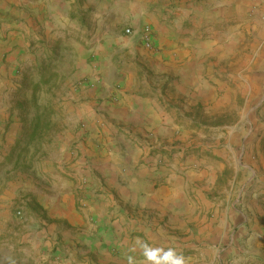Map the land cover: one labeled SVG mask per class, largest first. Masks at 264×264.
<instances>
[{"label": "rangeland", "instance_id": "374dc122", "mask_svg": "<svg viewBox=\"0 0 264 264\" xmlns=\"http://www.w3.org/2000/svg\"><path fill=\"white\" fill-rule=\"evenodd\" d=\"M0 1V264H57V254L67 249V228L40 210H85L91 205L88 191L94 200L102 194L88 181L81 190L75 187L63 161L82 158L80 142L91 140L78 117L84 111L82 90L101 83L103 98L118 100L122 93L135 94L159 81L166 95L160 101L182 113L161 114L160 124L174 126V132L154 137L162 140L160 147L146 149L132 169L152 168L146 178L160 186L172 174L186 178L192 171L195 179L183 184L184 204L176 208L184 211L178 216L184 223L168 210L162 217L148 213L145 226L152 233L161 228L170 243L166 248L182 252L191 264H231L228 240L214 243L208 226L200 229L209 218H223L226 207L241 225V212L257 184L255 177L247 179L243 163L246 148L250 153L264 142V136L259 141L264 132V3L234 0L228 16L212 20L196 15L202 0H58L53 14L45 0ZM122 6L132 12L114 14ZM144 24L155 31L158 44L190 49L184 56L190 58L184 93L169 87L178 77L172 69L155 65L167 60L165 44L146 48L138 37L124 33L130 25ZM95 47L107 53L106 62L101 61L105 74ZM106 76L110 81L104 83ZM200 88L205 90L198 94ZM245 132L242 141L238 134ZM232 133L237 138L228 143ZM122 227L136 234L127 218Z\"/></svg>", "mask_w": 264, "mask_h": 264}, {"label": "crops", "instance_id": "0c3cea01", "mask_svg": "<svg viewBox=\"0 0 264 264\" xmlns=\"http://www.w3.org/2000/svg\"><path fill=\"white\" fill-rule=\"evenodd\" d=\"M21 1L23 4L31 3L30 0ZM56 1L58 0H45L47 9L51 14L55 12L54 3ZM261 1L264 3V0ZM233 2L234 0H202L201 8L197 12L195 9V12L196 15L204 18L211 17L212 20H215L219 14L224 17L228 16V13L232 11ZM2 4L0 1V5ZM183 9L185 12L193 10L192 8ZM129 12H132L130 6L127 8L122 6L121 9L115 10L114 14L125 15ZM120 17L115 16L114 20L120 19ZM135 23V21L130 22V24ZM151 30L154 46L158 45L160 48L159 45L165 43L160 41L158 44L155 31L152 28ZM128 36L137 37L135 34ZM4 44H6L7 49H11V44L7 45L6 41ZM94 53L97 62L100 60V68L105 74L107 67L104 65L106 63L103 65L101 61L106 62L104 54L107 53L97 47L94 48ZM163 53L168 55L167 60H156L155 65H161L163 70L172 69L178 77L171 79L168 85L174 89L173 93H184L187 85L184 76L187 77L190 70L187 68L190 58L184 60V56L191 53L190 49L180 45L170 49L165 44ZM155 71L157 72L158 69ZM109 77H102V82L110 81ZM130 85L131 82L126 80V87ZM161 90L160 81L158 83L153 82L148 88H144L143 85V88L138 89L135 94L126 95L122 93L118 100L103 98L107 94L101 89V83L96 84L91 89L82 90L84 111L78 117L84 119V127L89 131L91 140L80 142L82 158L75 159L73 156L64 158L63 161L64 166L71 170L68 175L74 179L75 187L81 190L84 188V182L88 181L92 187L101 190L102 194H99L98 199L94 200L88 191L89 193L85 196L89 195L91 205L85 210H71L70 206L68 210L58 206L50 210H40L46 214L51 222L65 223L67 228L63 232L65 234L64 246L67 249L57 254L54 263L128 264V257L132 256L135 259V264H146L138 248L136 251L130 250L137 237L154 246L166 248L170 244L165 235L161 233V228H159L160 233L158 231L152 233L146 228L145 222L148 213L154 212L158 217H162L167 214L168 210H173L175 217L172 219L179 221L180 224L184 223V216L178 217L184 214V211L176 210V208L184 204L183 184L195 179L192 176L193 172H189L190 176L185 173L186 178L177 174L168 175V179H164L167 184L160 186L154 184L157 180L153 183L146 178L151 174L152 168L142 164L138 169H132L133 164L138 162L141 155L146 154V149L149 150L155 146L160 147L162 140L157 141L156 138L153 139L154 137H157L158 134L165 136L172 131L174 132V126L168 128L167 124L164 126L160 124L161 114L170 116L168 115L170 112L182 113V109L177 106L166 108L168 104L163 105L160 97L165 99L166 95L162 94ZM196 90L198 94H201L205 89ZM145 91L147 93L143 94ZM175 102L178 103L176 98ZM240 135L243 141L246 132L238 134V138ZM94 136H97L96 139ZM263 136L264 132H261L259 141ZM137 138L145 143L148 148L141 147V144L136 141ZM232 138H237V134L228 135V143L232 141ZM96 143H100V145L98 146ZM255 146L250 153L246 148L244 155L243 165L250 173L247 179H254L255 177L257 184L252 189L249 202L246 203L245 209L241 212V225L237 226L234 223L236 219L234 210L226 207L223 218L217 219L216 216L209 218L208 223L200 229V232H203L208 226L206 234L211 236L214 243L228 240L232 247L230 249L231 264H264V159L261 160L264 156V142L262 145L257 142ZM200 161L204 162L202 159ZM201 171L203 172V170ZM82 191L86 192L85 190ZM81 203L86 202L81 200ZM233 203L234 200L231 202V207ZM133 215L136 217L135 220L128 218V216L132 218ZM137 215L145 218V220L139 221ZM126 218L132 222V228L136 232L133 236H130L126 232V228L122 227ZM83 219L86 221L83 222ZM111 219L113 220L110 221ZM152 219H155L154 215L149 218V222ZM89 220H92L93 223H89ZM166 221L168 222V217ZM50 226L53 227V225ZM50 229L54 230V228ZM234 232H240V235L237 236ZM187 258L188 264H191V258ZM202 258L205 259V256L202 255ZM210 262L212 264V261Z\"/></svg>", "mask_w": 264, "mask_h": 264}, {"label": "clouds", "instance_id": "9594fccd", "mask_svg": "<svg viewBox=\"0 0 264 264\" xmlns=\"http://www.w3.org/2000/svg\"><path fill=\"white\" fill-rule=\"evenodd\" d=\"M137 248L144 257L146 264H188V258L173 247L154 246L137 237L130 250L136 251ZM128 264H135L134 257H128Z\"/></svg>", "mask_w": 264, "mask_h": 264}, {"label": "built area", "instance_id": "2783aa9c", "mask_svg": "<svg viewBox=\"0 0 264 264\" xmlns=\"http://www.w3.org/2000/svg\"><path fill=\"white\" fill-rule=\"evenodd\" d=\"M124 33L126 35H137L138 39L146 48H152L154 45L152 30L147 24L138 28L127 27L125 28ZM82 205H84V203H82ZM17 214L20 215V212L18 211Z\"/></svg>", "mask_w": 264, "mask_h": 264}]
</instances>
